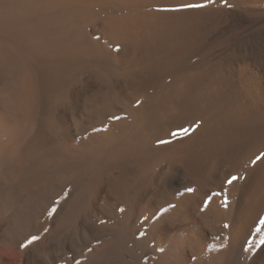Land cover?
<instances>
[{
	"label": "bare ground",
	"instance_id": "bare-ground-1",
	"mask_svg": "<svg viewBox=\"0 0 264 264\" xmlns=\"http://www.w3.org/2000/svg\"><path fill=\"white\" fill-rule=\"evenodd\" d=\"M0 264H264V0H0Z\"/></svg>",
	"mask_w": 264,
	"mask_h": 264
},
{
	"label": "rangeland",
	"instance_id": "rangeland-1",
	"mask_svg": "<svg viewBox=\"0 0 264 264\" xmlns=\"http://www.w3.org/2000/svg\"><path fill=\"white\" fill-rule=\"evenodd\" d=\"M221 191H222V192H221L220 194H223V196H222V195H221V196H222L223 198H225V200H226L228 197H230V195H231V189H230V187H228V186L226 187V186H225V188L223 187ZM223 200H224V199H223Z\"/></svg>",
	"mask_w": 264,
	"mask_h": 264
},
{
	"label": "snow or ice",
	"instance_id": "snow-or-ice-1",
	"mask_svg": "<svg viewBox=\"0 0 264 264\" xmlns=\"http://www.w3.org/2000/svg\"><path fill=\"white\" fill-rule=\"evenodd\" d=\"M205 5H200V4H185L182 7L183 8H193V7H204ZM235 179V177L233 178ZM232 181H229V183H231ZM36 237H33V240H35ZM32 241H29V243H31Z\"/></svg>",
	"mask_w": 264,
	"mask_h": 264
}]
</instances>
